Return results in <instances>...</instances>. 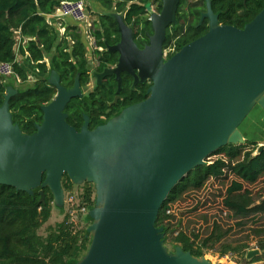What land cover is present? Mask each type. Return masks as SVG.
Returning a JSON list of instances; mask_svg holds the SVG:
<instances>
[{"label":"water","instance_id":"95a60500","mask_svg":"<svg viewBox=\"0 0 264 264\" xmlns=\"http://www.w3.org/2000/svg\"><path fill=\"white\" fill-rule=\"evenodd\" d=\"M180 1L161 0L159 12L145 5L152 33L141 49L123 13L99 9L116 23L120 40L107 46L118 53L117 64L98 76L115 74L120 81L121 71L138 69L150 86L146 99L93 129L87 117L79 130L66 121V104L81 93L79 74L66 89L50 69L45 79L56 93L40 107L41 122L31 134L21 131L9 110L19 89L9 84L3 94L0 184L29 193L47 187L57 208L64 204V174L74 185H93L89 244L75 264H212L179 245L169 251L155 223L171 189L217 149L243 144L240 126L253 109L264 112V5L238 28L219 24L205 0L200 21L207 18L206 33L166 58V29L176 22ZM262 148L264 143L257 152ZM39 194L42 201V189ZM259 254L252 249L246 258Z\"/></svg>","mask_w":264,"mask_h":264},{"label":"trees","instance_id":"16d2710c","mask_svg":"<svg viewBox=\"0 0 264 264\" xmlns=\"http://www.w3.org/2000/svg\"><path fill=\"white\" fill-rule=\"evenodd\" d=\"M62 1L71 0H0V63H11L14 72L12 76L19 79V82H12L0 76V105L7 85L17 82L18 86H14L19 92L10 98L9 110L13 122L19 125L24 134L35 131L34 123L40 122L42 118L40 107L48 103L56 91L45 79L36 80L32 85L25 84L29 79L30 64L44 77L50 69H54L60 76L61 85L66 87L73 84L78 72H82L81 84L87 80L86 75H83L85 70H89L87 50L80 33L75 26L68 25L65 34L58 38V31L47 19L48 15L57 11ZM94 2L97 8L123 13L127 24L135 27L142 25L150 33L145 5L149 2L156 11L161 8V0ZM184 5L186 3L181 0L177 9L180 11L177 13V23L166 31L164 49L169 48L170 40L175 38V50L178 51L208 29L205 22L198 25L199 10L204 7L203 1L190 2L187 15L182 11ZM263 5L264 0H211V7L218 14L219 24L238 28L253 19ZM97 16L96 24L106 31L108 38L115 35L116 39V23L99 13ZM94 34L96 39H101L103 35L100 31H95ZM99 45L104 46L102 41ZM25 54L28 55L27 59L23 64L19 63L18 55ZM110 62H114V59ZM98 120L95 119L94 123ZM258 145L256 141L245 140L240 145L227 144L217 149L203 165L191 170L171 189L159 209L155 223L157 227L163 228L164 244L168 242L172 248L179 245L184 251L197 257L217 245L216 252L220 255L230 252L244 258L248 249L246 240L251 235L256 243L255 247L262 253L250 261L264 264V148L257 152ZM217 183L222 186V192L218 193L221 211L226 212L228 219L245 232V241L237 244L226 242L225 236L232 228H224L217 219L212 221L202 236L173 223L174 202L181 200L186 194L190 195L196 203L194 209L197 210L201 204L210 201L209 196L202 198L204 189ZM61 185L66 196L75 195L79 206L90 208L93 205L94 188L91 183L84 182L77 186L64 174ZM40 189L44 192L42 201ZM64 206L66 207V203ZM64 206L55 207L47 187L38 186L29 193L0 184V264H75L88 247L89 234L86 228H75L68 215L69 206L65 209L67 213ZM53 207L61 215L64 214L63 218L54 225L47 226L45 235L39 234L38 230L50 218ZM87 217L90 222L89 216ZM200 217L207 220L206 214H201Z\"/></svg>","mask_w":264,"mask_h":264},{"label":"flooded vegetation","instance_id":"af4514ba","mask_svg":"<svg viewBox=\"0 0 264 264\" xmlns=\"http://www.w3.org/2000/svg\"><path fill=\"white\" fill-rule=\"evenodd\" d=\"M192 1L194 0L184 1L186 2V5H184V7L182 8V11L185 15L188 14V11H189L188 4ZM201 1H203L204 7H202L199 10L198 25H201L203 22H205V25H207L208 27L207 18H203V20L200 21V15L202 12L205 11V0H201ZM177 13H180V11L176 12V22L170 24L167 27V29L171 28L173 24L177 23ZM145 16L146 18H148L147 13L145 14ZM97 19L95 20L93 24H87L88 27L85 28L84 30L81 27V25H83L82 23L70 24V25L75 26L76 31L80 33L81 41L87 50L86 56H87V61L89 65V70H85L86 72L85 74H83V75H86V79H87L85 83L81 84V81H80L82 72L77 73L79 74L80 91H81L80 95L71 98L64 108V112L67 115L66 117L67 123L70 124L72 127H74L76 130H79L83 126V124L85 123V117H87L88 119L87 127L89 129H93L97 125L104 123L107 120H109L111 117L115 116L123 108L146 99L148 96V88L150 86V81L148 79H141V77L137 75L138 69H134V73L121 71L119 74L120 81H118L115 74H107V75L98 76L104 71L105 68H113L117 64L118 57H119L118 53L108 52L107 46L109 45L112 46V45L117 44L120 40V33L117 30L118 36L116 39H115V35H112L110 38H108L106 31L104 32V29L99 27L96 24ZM129 26L132 27L133 39L137 47L139 49L143 48L144 45L148 43V34L152 33V28H151V33H150L148 32V30L143 29L142 25H140L139 27H135L132 25H129ZM150 27H151V24H150ZM65 30H66V27L63 28L61 32L62 35L65 34ZM95 31L96 32L100 31L101 33H103V35L101 36V39H96L95 34H94ZM101 41L103 42L104 46L99 45V42ZM170 41H171V46L168 48L167 53L165 54L166 58L170 57L172 54L176 52L175 38H173ZM163 50L165 51L164 48ZM19 56H21V60H20L21 64L28 57L27 54L19 55ZM111 59H114V62H110ZM44 61L47 63V65H49V62L47 59H45ZM94 73L96 74L93 75ZM32 75H33L32 76L33 80L31 81V85L36 80L45 79L42 73L36 68ZM135 75H137L136 81H135ZM75 77H74V81H75ZM29 79H28V82L30 81ZM18 82H19V79H18ZM73 84L67 87L63 85L62 86L65 87L66 89H69L73 86ZM95 119L96 120L100 119V120L94 123ZM40 122H37V123H40ZM35 124L36 123H34V126Z\"/></svg>","mask_w":264,"mask_h":264},{"label":"rangeland","instance_id":"374dc122","mask_svg":"<svg viewBox=\"0 0 264 264\" xmlns=\"http://www.w3.org/2000/svg\"><path fill=\"white\" fill-rule=\"evenodd\" d=\"M84 1H85L86 9H87V21H85L84 23H82L83 25H81L83 30L88 27L87 24H93L95 22V20L98 17L97 16V14L99 13L98 11L100 9V8L96 7V5L94 4V1H92V0H84ZM62 22L63 23L68 22L69 24H73L72 23L73 21L69 17H65V21H62ZM61 36H62V33L58 32V38H60ZM85 42H86V40H85ZM167 50H168V48L165 49V51H164L165 54L167 53ZM28 70H29L28 76L30 78L29 79L30 81L29 82L27 81L25 84L31 85V81L33 80L32 74L34 72V69L32 68L31 64L29 65ZM5 79L12 81V82H13V80H15L14 76H8ZM14 85L17 86L18 85L17 82L14 83ZM241 126H240V128H242ZM221 187H222L221 184L217 183L214 186L210 185L209 189H207V188L204 189L203 194H202V198H206L207 196H209L210 201H209V203L201 204L200 208H198L197 210L194 209L196 207V203H194V200L192 199V197L190 195L187 196V194H186L187 197L185 196L181 200L179 199L176 202H174V204L172 206L173 223H175L178 226H180L181 228L187 229L189 231L198 232L202 236V234L204 235L205 232H207V230H208L207 228L212 224V221L214 219H217L220 221V223L222 224V226L224 228H226L228 226H231V228H232L227 233V235L225 236L224 240L226 242H228V243L231 242L232 244H237L241 241H245V238L243 237L245 235V232H243L241 229L237 228L234 225V221L228 219L226 212L221 211L220 204H219L220 198L218 196V193L222 192V189H220ZM257 188H259V187H257ZM65 196L66 195L64 194V197ZM64 204H63V206H64ZM66 207H67V205H66ZM66 207L64 206L65 213H67L66 212L67 210H65ZM71 214L69 213L68 215L70 216L71 222L75 226L76 229L82 230V229L87 228V226L90 222L87 219L88 217L86 215L76 213V212H73ZM201 214L207 215L206 221L204 219H202V217H200ZM63 216H64V214L61 215L59 213V210L57 208L53 207L50 218L48 219V221L45 224H43L41 226V228L38 230V233L45 235L46 227L49 225H54L57 221H60L63 218ZM178 222H180V223H178ZM246 242H247V246H248L247 251L257 248V247H255L256 243H255V241L251 235L246 240ZM166 243L167 244H165V245L168 248V250L172 251L173 246L168 242H166ZM214 247H215L214 249H208V250L204 251L205 252L204 256L212 264H263L260 261H250L253 257L251 259H247L246 256L244 258H240V256L235 254V253L230 254V252H228L224 255H220L216 252L217 245ZM261 253H262V251L260 250V254Z\"/></svg>","mask_w":264,"mask_h":264},{"label":"built area","instance_id":"2783aa9c","mask_svg":"<svg viewBox=\"0 0 264 264\" xmlns=\"http://www.w3.org/2000/svg\"><path fill=\"white\" fill-rule=\"evenodd\" d=\"M59 11V13H57ZM56 13L60 17H69L74 23H84L87 21V9L84 0H71V1H62L58 7ZM13 68L11 63L1 62L0 63V76L8 77L13 75ZM18 81V78L15 77ZM64 202L67 207L69 206V213H80L88 216L89 208L84 205H78V201L75 199V195H67L64 198ZM72 215V214H71ZM76 215V214H75Z\"/></svg>","mask_w":264,"mask_h":264},{"label":"crops","instance_id":"0c3cea01","mask_svg":"<svg viewBox=\"0 0 264 264\" xmlns=\"http://www.w3.org/2000/svg\"><path fill=\"white\" fill-rule=\"evenodd\" d=\"M47 19L59 33L62 32L63 28L70 25L68 22L63 23L62 21H65V17L58 16L56 12L54 14L48 15ZM16 39L18 42L19 38L17 37ZM20 60H21V56L18 55L19 63L21 62ZM241 127H242L240 128L241 132L246 140L256 141L258 142V144L264 143V112L263 110H261L260 108L253 109L251 113L247 116V118L244 120Z\"/></svg>","mask_w":264,"mask_h":264}]
</instances>
